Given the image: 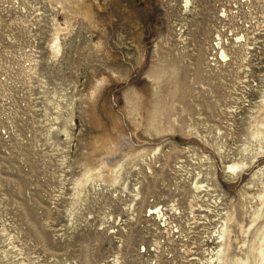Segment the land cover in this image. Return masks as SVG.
I'll list each match as a JSON object with an SVG mask.
<instances>
[{
    "label": "rangeland",
    "instance_id": "1",
    "mask_svg": "<svg viewBox=\"0 0 264 264\" xmlns=\"http://www.w3.org/2000/svg\"><path fill=\"white\" fill-rule=\"evenodd\" d=\"M175 1L0 0V264H255L264 0Z\"/></svg>",
    "mask_w": 264,
    "mask_h": 264
},
{
    "label": "bare ground",
    "instance_id": "2",
    "mask_svg": "<svg viewBox=\"0 0 264 264\" xmlns=\"http://www.w3.org/2000/svg\"><path fill=\"white\" fill-rule=\"evenodd\" d=\"M191 0H185L186 4H188ZM55 42V41H54ZM54 45V44H53ZM54 52L58 51L54 47ZM217 53L221 57V59H225L227 57V53L223 46L219 47ZM255 117H261V127L264 128V95L261 98L260 106L258 108V114ZM251 161L241 160L234 161L228 165V169L232 172V178H237L240 173H242L245 169L249 168ZM198 175V174H197ZM201 176V175H200ZM199 177V176H198ZM82 182V180H81ZM194 188L199 190L202 185H198V180L193 181ZM259 201L261 204L264 203V189L261 193L258 194ZM163 216V215H161ZM264 216V211L262 209H257L253 213L252 225H256L257 221ZM235 216L233 212H227L226 217L223 220L221 225V232L219 233V237L221 239L220 249L217 252L216 260H218L221 264H251V260L249 256L246 254L244 257L236 256L232 253V244H231V223L234 221ZM242 231L248 233V235H252V241L249 245V252H251L255 256V264H264V229L260 231H255L252 233L251 227L244 228L241 227ZM218 234V233H217ZM114 264H117L114 263Z\"/></svg>",
    "mask_w": 264,
    "mask_h": 264
},
{
    "label": "built area",
    "instance_id": "3",
    "mask_svg": "<svg viewBox=\"0 0 264 264\" xmlns=\"http://www.w3.org/2000/svg\"><path fill=\"white\" fill-rule=\"evenodd\" d=\"M253 1L254 0H249L248 3L252 5ZM180 2L183 4L181 5V3L175 1V7L179 12L183 14L184 12L186 13V11L191 9V7L194 8L195 4H197V0H191L188 4H186L185 0H180ZM206 4L210 5L211 13L215 18L216 22L218 21L219 23V21H221L224 24L225 21H230L231 19H233V17L237 18L240 15L242 0H206ZM230 15H231V19L229 18ZM174 22L176 23L177 21L175 20ZM179 25L181 24L176 23L175 26H179ZM181 29L182 27L181 28L176 27L175 30L179 31ZM238 39H239L238 37L234 38V41L239 42ZM224 45H225V41L222 40L220 33L219 32L217 34L215 33L214 39L212 41L213 51L211 53L212 55L215 56L210 57L211 60H218L221 58L217 53V50H219L220 46L224 47Z\"/></svg>",
    "mask_w": 264,
    "mask_h": 264
}]
</instances>
